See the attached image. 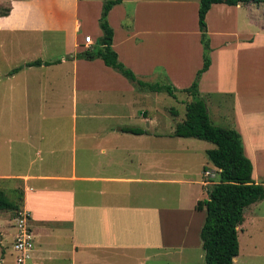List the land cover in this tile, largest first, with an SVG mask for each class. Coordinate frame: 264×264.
<instances>
[{"label": "crops", "instance_id": "1", "mask_svg": "<svg viewBox=\"0 0 264 264\" xmlns=\"http://www.w3.org/2000/svg\"><path fill=\"white\" fill-rule=\"evenodd\" d=\"M102 2L0 0L9 9L0 17L1 49L12 53L53 32L67 56L0 73V191L29 215V264H197L204 213L194 206L206 198L203 171L216 170L205 154L213 147L202 151L210 171L182 140L191 138L171 136L181 113L169 121L156 93L99 59H75L98 46ZM197 9L198 0H122L106 16L117 61L142 82L188 88L201 68ZM256 11L209 7V66L197 86L198 98L211 99L212 117L204 103L210 124L225 119L221 128L239 135L255 184L264 179V25ZM38 71L44 78L32 77ZM175 97L182 109L189 101ZM263 201L242 213L237 234L243 228L247 237L232 264H264ZM10 213L0 212V239L14 235Z\"/></svg>", "mask_w": 264, "mask_h": 264}, {"label": "trees", "instance_id": "2", "mask_svg": "<svg viewBox=\"0 0 264 264\" xmlns=\"http://www.w3.org/2000/svg\"><path fill=\"white\" fill-rule=\"evenodd\" d=\"M121 1L104 0L102 2L98 19V27L101 31L98 46L76 54L75 59L84 61L99 59L105 67L117 72L136 89L164 93L171 98H175L178 92L189 98V101L184 102L183 118L175 122L171 136L191 138L213 145V149L206 151L205 154L209 163L218 171L217 181L206 189V198L197 201L194 206L196 211L204 213L203 224L199 230L203 264H232L238 252L237 226L241 222L243 210L264 198V185L255 184L251 180V164L243 155L239 135L234 130L211 125L204 102L198 98L199 79L209 66L210 49L204 17L212 4L257 6L264 4V0H198L197 28L201 46V68L196 71L190 86L180 91H176L171 85L162 81L145 83L137 80L117 61L116 54L110 48L112 31L107 24L106 16L108 11ZM8 12L9 9L6 7L0 12V17H5ZM40 65L41 61L35 60L12 72ZM172 110L171 114L174 118L177 114L174 109ZM122 132L142 134V131L136 129H123ZM16 210L17 206L14 202L9 201L0 191V212Z\"/></svg>", "mask_w": 264, "mask_h": 264}, {"label": "rangeland", "instance_id": "3", "mask_svg": "<svg viewBox=\"0 0 264 264\" xmlns=\"http://www.w3.org/2000/svg\"><path fill=\"white\" fill-rule=\"evenodd\" d=\"M104 1V0H103ZM6 3L0 4V12H2L4 9H6ZM257 11L256 14L260 13L261 15V20L262 24L264 25V4H260L256 6ZM91 34L90 32H88ZM89 36V35H88ZM2 46V45H1ZM3 47V46H2ZM33 58H40L42 60H45L47 62L49 61H59L61 58H64L67 60V56L64 53V45H63V39L61 34L59 33H53V32H41L40 34L32 36V43L31 44H20L18 48L12 53H9L6 48H0V73H6L8 70L13 69L15 66L13 64H17L16 66H21L22 61L26 60H32ZM20 62V63H18ZM32 77L36 78H44V71L43 74H41L40 71H38L35 75H32ZM46 77V76H45ZM71 77V71L69 70V78ZM79 78V77H78ZM70 80V79H69ZM154 83H157L159 81H153ZM75 100L76 103L79 102V99L81 98L82 94L81 92L76 88L75 93ZM157 96H159L157 99L158 104H163V106L167 107V115L166 118L170 121L172 119L173 114H171V111H168V108H172L176 111V114L179 115L181 113V116L183 117V109L181 108L180 104H176V97L175 98H170L169 96H166L164 93H156ZM177 99L180 101L189 99L186 97L184 94L181 93H176ZM66 96V94H64ZM68 99H64V108L66 105L70 106V102L72 101V94H71V88L69 86V91H68ZM203 102L206 104L207 103V108H208V114L210 117H212V108L210 106V100H205L204 98H201ZM175 100V101H174ZM178 103V101H176ZM170 113V114H168ZM61 120V119H60ZM92 121V120H88ZM93 122V121H92ZM78 120L76 121V126H78ZM212 125L217 126V127H227V122L225 121H216V119L212 120ZM183 141H187L188 143L192 144V151H194L195 154H197V157L200 162H202L203 166H206L208 170L211 171V166L207 164L206 158L203 155L202 151L204 148L211 149L213 146L207 142L204 141H198L194 139H182ZM217 173V172H215ZM264 178V177H263ZM217 181V177L211 179V184L215 183ZM257 184H264V179L261 181L256 182ZM210 185L207 186L209 188ZM258 205L259 210L258 212H264V201ZM253 209L247 208L246 210H243L245 212V215L248 211H253L249 210ZM255 211V210H254ZM14 213H10L8 218L10 221L14 217ZM246 217V216H245ZM11 223V222H10ZM242 231L237 234V242H240L241 244L247 237L245 234V231H243V228L241 229ZM247 231H253L251 228H247ZM11 234L12 230L10 231L9 235L6 237H2L0 239V264H14V255L11 251ZM197 264H203V259L197 260ZM237 264V260L234 262Z\"/></svg>", "mask_w": 264, "mask_h": 264}, {"label": "built area", "instance_id": "4", "mask_svg": "<svg viewBox=\"0 0 264 264\" xmlns=\"http://www.w3.org/2000/svg\"><path fill=\"white\" fill-rule=\"evenodd\" d=\"M89 37L83 38L84 45H90ZM214 172L203 171L205 184L211 185V179L214 178ZM29 215L21 210L14 213L12 219V228L14 235L11 240V251L14 255V264H29L33 251V235L29 229Z\"/></svg>", "mask_w": 264, "mask_h": 264}]
</instances>
